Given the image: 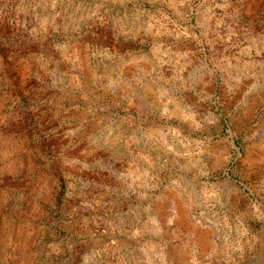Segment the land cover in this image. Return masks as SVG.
Returning <instances> with one entry per match:
<instances>
[{"label": "clouds", "instance_id": "clouds-1", "mask_svg": "<svg viewBox=\"0 0 264 264\" xmlns=\"http://www.w3.org/2000/svg\"><path fill=\"white\" fill-rule=\"evenodd\" d=\"M264 0H0V264H254Z\"/></svg>", "mask_w": 264, "mask_h": 264}, {"label": "rangeland", "instance_id": "rangeland-1", "mask_svg": "<svg viewBox=\"0 0 264 264\" xmlns=\"http://www.w3.org/2000/svg\"><path fill=\"white\" fill-rule=\"evenodd\" d=\"M254 264H264V252L259 253L257 255L256 261L254 262Z\"/></svg>", "mask_w": 264, "mask_h": 264}]
</instances>
